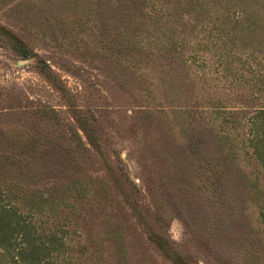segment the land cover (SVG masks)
<instances>
[{
	"label": "rangeland",
	"instance_id": "374dc122",
	"mask_svg": "<svg viewBox=\"0 0 264 264\" xmlns=\"http://www.w3.org/2000/svg\"><path fill=\"white\" fill-rule=\"evenodd\" d=\"M196 5L0 0L7 183L52 201L79 264H264V91Z\"/></svg>",
	"mask_w": 264,
	"mask_h": 264
},
{
	"label": "trees",
	"instance_id": "16d2710c",
	"mask_svg": "<svg viewBox=\"0 0 264 264\" xmlns=\"http://www.w3.org/2000/svg\"><path fill=\"white\" fill-rule=\"evenodd\" d=\"M187 3H197L200 13L207 17L208 38L220 39L222 49L242 52L244 46L249 47L254 63L251 85L264 91V0H187ZM41 69L51 71L47 65ZM262 96L264 99V93ZM252 119L255 132L253 129L251 146L264 170V106L258 108ZM12 157L0 155V174H5L0 179V264H79L72 236L56 229L54 224L48 225L43 218L45 211L53 208L52 201L42 192L18 184L19 181L7 183L15 173L9 166Z\"/></svg>",
	"mask_w": 264,
	"mask_h": 264
}]
</instances>
